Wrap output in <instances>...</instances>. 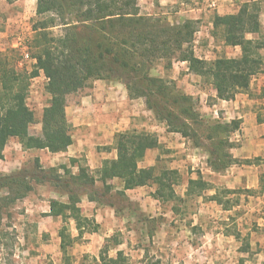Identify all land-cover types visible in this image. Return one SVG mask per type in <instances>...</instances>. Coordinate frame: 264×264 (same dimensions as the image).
<instances>
[{"label":"trees","instance_id":"obj_1","mask_svg":"<svg viewBox=\"0 0 264 264\" xmlns=\"http://www.w3.org/2000/svg\"><path fill=\"white\" fill-rule=\"evenodd\" d=\"M262 12L264 0L244 2L236 14H215L214 36H220L227 46L241 47L242 54L207 62L198 58L193 49L194 20L172 25L143 15L138 0H38L37 15L48 17L34 25L33 54L29 53L36 61L32 71H20L14 55L0 53V159L12 137H19L26 146L34 143L27 128L35 123V113L27 105V98L30 80L43 71L51 95L41 121L43 145L51 153L65 152L73 143L66 114L67 93L84 89L93 80H108L123 83L130 99L145 98L148 109L166 124L169 132H178L195 147L205 150L214 171L221 172L240 163L230 153V148L235 146L230 137L239 128L240 121H206L197 111L192 95L179 90L172 80L153 76L152 69L158 60L168 59L169 65L174 59L187 62L190 70L205 69L204 75L211 80L219 99H234L237 93L249 89L253 77L264 71ZM57 26L63 27L62 33H54L53 28ZM249 34H258L259 38L249 39ZM177 53L179 57H175ZM159 146L158 138L150 133H118L114 145L117 158L105 160L96 176L81 169L74 177L75 183L91 201H100L95 197L98 183L109 193L115 179L123 183L119 191L122 196L127 190L155 186L156 200L176 201L179 196L175 186L181 179L178 171L139 167L148 150ZM71 161L74 163L76 159ZM209 186L201 177L190 180L186 194L201 193ZM32 189L26 174L0 171V193L6 191L0 197V224L3 209L26 197ZM236 192L226 189V193ZM212 199L222 203L219 194ZM79 202V195L70 192L67 202L50 201L49 214L61 216L64 221L74 219L81 236L92 221L80 212ZM60 236L66 253L72 239L64 230ZM123 255L119 252L117 258L104 257L102 262L124 264Z\"/></svg>","mask_w":264,"mask_h":264},{"label":"rangeland","instance_id":"obj_2","mask_svg":"<svg viewBox=\"0 0 264 264\" xmlns=\"http://www.w3.org/2000/svg\"><path fill=\"white\" fill-rule=\"evenodd\" d=\"M138 3L143 15L153 16L172 25L181 24L186 20H194L196 22V31L193 49L198 58L207 62H213L217 58L232 57L234 55L227 52L225 48L227 45L223 43V39L220 36H214L213 30L203 28V26L207 28L208 23L213 22L216 12L206 10L205 15L200 18L193 11L198 6L207 4L203 0H177L175 3L167 2L165 4H160L159 0H150V2L138 0ZM37 9L38 0H17L12 3H9L7 0H0V53L9 52L14 55L18 62V69L29 73L32 71L34 63H36L29 55V53L33 54L31 44L32 37L34 36V25L37 21L48 17V15L38 16ZM260 20L262 30L264 31V12L261 13ZM53 31L55 34H60L63 31V27L57 26L53 28ZM208 34L212 35L214 39H211ZM251 35H255V38H250L249 36L247 38H259L258 34ZM179 56L180 54L177 53L175 57ZM181 62L184 61L174 59L172 64L169 65L168 59L158 60L152 69V75L174 81L177 88L184 93H186L185 89L189 85L199 86L201 84V88H199L208 97L204 96V101L201 103V93L195 96L192 95L197 104V111L204 116L206 121H220L218 118H213V114L205 109L204 102L213 103L211 95L212 89H214L211 80H209L207 75H204L205 69H201L199 72L193 71L190 70L187 62L185 64ZM262 74H264V71L253 77V79L262 77ZM98 81L125 86L120 82L93 80L88 82L89 84L84 89L69 91L66 95V105L73 106L78 102L80 103L82 98L90 93L94 87V82ZM47 82L48 79L43 71L30 80L27 105L35 113V123L28 126L27 133L34 139V143L32 146H26L19 137H12L4 149L3 159H0L1 172L6 174H26L28 181L31 182L33 187L26 197L21 198L9 208L3 209L0 224V264L30 263V256L24 253V248L28 242L26 233L28 229L30 231V226L32 225L30 220L34 219L33 216L44 215L43 211L46 205L50 204L51 200L68 201L70 192L75 193L80 197L78 208L84 215L85 207L81 206V203L83 200L89 198L81 194L79 185L75 183L74 177L80 173L81 169L86 170L90 175H97L98 169H90L88 160L84 155L75 158L76 162L73 163L71 161L73 158L63 154L51 153L43 145L42 115L44 108L51 99V95L47 91ZM255 83L258 82L255 81ZM262 94L264 95V89ZM137 99L143 101V105L148 112L144 115L136 116L134 120L131 119L132 128L127 131L150 133L156 136L158 141H161L158 148L149 152V155H146L147 157L145 156V161L143 160L144 162L142 161L143 163L141 162L139 167L145 168L143 164L151 161L150 163L153 165L148 167L156 166L158 169H170V162L173 159L171 156L173 148L165 140L168 136L166 132L167 126L165 123L159 121L154 113L149 112L145 98ZM120 120L122 123L124 122V119ZM127 131H118L115 136L118 133ZM191 143L193 145L192 141ZM105 148L107 150L111 149L110 146H106ZM199 149L206 156L208 162V154L204 149ZM155 150L156 155L154 154ZM258 160V158H255L250 161L253 163ZM241 163L247 164L244 161ZM207 183L210 185L207 190L192 195L185 193L183 196L182 192L184 189H178L179 198L176 201L161 203V210L159 211L156 210L155 205L158 203L155 202L156 199L153 196L155 186H145L136 192L125 193L122 196L119 194V191L123 187V183L120 180L112 182L113 190L109 193H105L102 185L98 183L95 188L98 189L95 197L99 198L100 201L97 203L103 208H114L118 219L116 218L115 221L111 224L108 223L105 227L97 224L99 234L89 233L85 235L86 238L79 239V244L86 242L91 251L85 255L83 260L86 264H94L96 261L95 257H98L103 264L102 259L114 254V245L122 241L126 244L123 250V257H125L124 264H171V257L167 249L168 237H165L164 233L168 230H178L182 233L185 231L189 232L186 233L188 238H183V240H187L190 244L196 246L204 239L202 232L203 227L207 224V227L210 228L209 230L214 232L219 230L225 232L226 235L228 234L227 236H233L231 237L232 242H229L230 246L232 243L234 245L237 242L238 249L236 250L235 248V254L233 255L234 250L231 254L233 260L229 257V261L232 260L231 264H264V262L259 260L260 257L256 255L257 252L251 246V233L249 231V229L255 231L261 227L255 220V216L264 219V203L259 204L256 202L257 204H252L250 202L251 208H255V211L251 212L252 220H247V222L241 220L240 224H237L233 222L232 216L243 217L242 215L247 213V203H244L242 206H238V204L240 199L243 202H247L248 198L243 195L248 191L238 189L236 193H226V188L221 187L217 189V194H219L222 200L221 207L217 209L216 204L210 203L212 196L209 195V190L212 185L209 182ZM261 184L264 186V177H262ZM5 194L6 191L1 192L0 197ZM253 195L255 198L262 196V194L257 195L255 193ZM138 198H141L140 204L142 206L137 204L136 200ZM202 209L208 212H203ZM89 211L91 210L89 209ZM171 211H173V214ZM158 212L161 214H157ZM199 215H207L209 218L207 217V221H203ZM202 223L203 225L201 226ZM73 227L70 220L66 219L62 222L60 231L64 230L66 233H70ZM95 227L96 222L95 226L94 223L87 226L84 232L93 230ZM110 233H112V238L108 239L105 234ZM72 244L68 245L69 248L67 247L66 254L63 256L64 264H77L76 255L70 253ZM240 253L244 256H241ZM93 259L95 261H92ZM255 260L256 262L254 263Z\"/></svg>","mask_w":264,"mask_h":264},{"label":"crops","instance_id":"obj_3","mask_svg":"<svg viewBox=\"0 0 264 264\" xmlns=\"http://www.w3.org/2000/svg\"><path fill=\"white\" fill-rule=\"evenodd\" d=\"M251 1L263 0H203L207 4L198 6L193 11L200 18L205 15L206 10L215 11L219 15L236 14L244 2ZM147 2H150V0H147ZM159 2L160 4L167 2L175 3L177 0H159ZM208 24L207 28L205 26L203 28L213 30V22H209ZM208 36L214 39L212 35L208 34ZM248 36L255 38V35L250 34ZM225 48L228 53L234 54L228 58H236L242 54L241 47L239 46H225ZM181 63L185 64L186 62ZM255 81L258 83H255ZM199 87L201 88V84L199 86L189 85L187 89H184L187 94L193 96L201 93L200 101L203 103L204 96L208 97V95ZM263 89L264 74L260 78H254L249 89L237 93L234 99H219L217 97V91L212 89L211 96L213 103L209 104L207 101L204 102L205 109L213 114V118H218L222 122L240 121L239 128L230 137L231 142L235 144L231 149V154L240 163L233 164L224 171H214L208 166L206 156L199 148L192 145L189 139L183 137L178 132H169L166 129L168 136L165 140L173 148V151H171L173 159L170 162V169L178 171L181 176L180 184L175 186L176 193L179 194L178 189H184L182 192L184 196L187 193L189 181L196 180L200 177L212 185L209 190L210 196L217 194V189L221 187L230 190H247L248 192L243 195L248 198L247 202H243L240 199L238 204V206H242L244 203H247V213L243 214V217L232 216L233 222L237 224H240L241 220L245 222L252 220L251 212H254L255 208H251L250 202L252 204L256 202L259 204L264 203V186L261 184L262 177H264ZM146 112L148 111L143 105V101L141 99H130L125 86L103 83L101 81L94 82V87L88 95L82 98L80 103L78 102L73 106L66 105V113L73 143L66 152L56 154L67 155L71 158H78L84 155L88 160L90 169H100L105 160L117 158V151L114 148L116 132L129 130L132 128L131 119L134 120L136 116L144 115ZM149 112L152 111L149 110ZM120 119H124V122L122 123ZM159 143L161 144L160 140ZM106 146H110L111 149L107 150L105 148ZM151 151L148 150L146 155L148 156ZM154 154L156 155V150ZM255 158L259 160L250 164L241 163ZM150 162L147 161V164H143V167L147 168L153 165ZM141 188L127 190L126 193L136 192ZM254 193L257 195L262 194V196L255 198ZM136 201L139 206H142L140 204L141 198H138ZM155 202L158 203L155 205L156 210H161V202L158 200H155ZM210 203L216 204L217 209L222 205V203L220 204L212 198L210 199ZM81 206L85 207L83 216L90 219L92 224L94 223V226L96 222V227L93 230L83 232L80 236L75 220L69 218L70 223L74 227L70 233H66V231L65 233L72 239L73 244L70 247V253L76 255V263L86 264L83 259L91 251L89 246L86 245V242L79 244V239L86 238L85 235L89 233L99 234L97 224L105 227L108 223L111 224L115 221L117 215L114 208H103L97 201H91L90 199L83 200ZM43 212L44 215L33 216L34 219L30 220L32 222L30 231L28 229L27 236L25 235L28 238V242L24 248V253L30 256V263L28 264H64L63 256L66 253L62 250V238L60 236V226L64 222L63 218L61 216L54 217L49 214L50 204L46 205ZM203 212L208 211L203 210ZM171 213L173 214V211ZM157 214L161 213L158 212ZM199 217L203 221H207L206 218H209L207 215H199ZM255 220L261 227L255 231L249 229L251 233V246L257 252L256 255L260 257L259 260L264 262V219L255 216ZM209 229L207 224L203 227L202 235H204V239L196 246L190 244L187 240H183V238H188L186 233L189 232L185 231L182 233L178 230H168L165 232L164 236L168 237L167 249L171 257V264H231L233 260V256H231L232 251L234 250V255L238 249L237 242L234 245L232 243L230 246L229 242H232L231 237L233 236H227L228 234L226 235L225 232L219 230L214 232ZM105 236L110 239L112 238V233L105 234ZM125 246L126 244L122 241H119L118 244L116 243L113 247L114 254L109 258H117L119 252H123L124 254L123 250ZM240 255L244 256L242 253ZM229 257H231V261H229ZM95 258L96 261L94 259L92 260L95 261L94 264H102L98 257Z\"/></svg>","mask_w":264,"mask_h":264}]
</instances>
